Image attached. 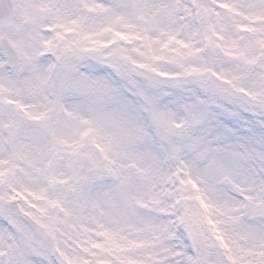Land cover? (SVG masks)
I'll return each instance as SVG.
<instances>
[{
    "label": "snow or ice",
    "instance_id": "6c2138e0",
    "mask_svg": "<svg viewBox=\"0 0 264 264\" xmlns=\"http://www.w3.org/2000/svg\"><path fill=\"white\" fill-rule=\"evenodd\" d=\"M0 264H264V0H0Z\"/></svg>",
    "mask_w": 264,
    "mask_h": 264
}]
</instances>
